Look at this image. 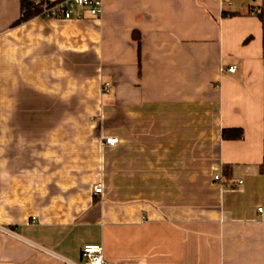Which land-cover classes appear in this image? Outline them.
Segmentation results:
<instances>
[{"label":"crops","instance_id":"0c3cea01","mask_svg":"<svg viewBox=\"0 0 264 264\" xmlns=\"http://www.w3.org/2000/svg\"><path fill=\"white\" fill-rule=\"evenodd\" d=\"M81 13L0 0V264H264V0Z\"/></svg>","mask_w":264,"mask_h":264},{"label":"built area","instance_id":"2783aa9c","mask_svg":"<svg viewBox=\"0 0 264 264\" xmlns=\"http://www.w3.org/2000/svg\"><path fill=\"white\" fill-rule=\"evenodd\" d=\"M32 7L36 13L34 17L42 19H79L82 17V11L85 10L91 17H99L102 13L103 0H31ZM228 71L234 72L235 66H229ZM107 88V84L105 85ZM102 142L105 145L114 146L117 143V138L112 136H104ZM215 180H221V175H215ZM102 185L97 184L94 187L95 193H100ZM261 211V208H258ZM0 232L8 235H14V232L8 228L0 225ZM15 236V235H14ZM24 240V239H23ZM28 242L27 240H24ZM35 247L48 255H51L66 264H119L117 262L109 261L104 257L103 247L97 243H87L81 248L80 262L70 261L51 250L35 245Z\"/></svg>","mask_w":264,"mask_h":264},{"label":"trees","instance_id":"16d2710c","mask_svg":"<svg viewBox=\"0 0 264 264\" xmlns=\"http://www.w3.org/2000/svg\"><path fill=\"white\" fill-rule=\"evenodd\" d=\"M21 1V15L20 17L13 23L18 24L20 22L27 21L34 17L36 11L32 7L31 0H20ZM224 16L234 15L231 14H223ZM133 37L138 41H140L139 33H133ZM221 136L223 139H241L243 137V130L241 128H223L221 130ZM261 168H264V157L261 163Z\"/></svg>","mask_w":264,"mask_h":264}]
</instances>
